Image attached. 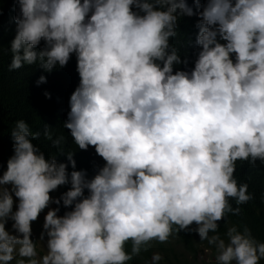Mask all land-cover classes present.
I'll use <instances>...</instances> for the list:
<instances>
[{
    "label": "clouds",
    "instance_id": "1",
    "mask_svg": "<svg viewBox=\"0 0 264 264\" xmlns=\"http://www.w3.org/2000/svg\"><path fill=\"white\" fill-rule=\"evenodd\" d=\"M14 3L9 70L51 72L76 60L79 84L63 127L104 164L89 178L75 170L74 152L61 151L67 163H58L33 143L41 133L16 121L0 172V264H128L180 230L214 245L216 264H261L264 242L236 226L225 240L218 222L240 214L230 199L253 198L234 177L236 162L264 164V0H193L195 13L187 0ZM194 14V66L175 69L188 60L170 41L179 18ZM43 135L57 149L65 139H53L48 125ZM65 185L59 198L50 195ZM61 204L70 210L58 215ZM45 209L40 256L32 223ZM161 259L154 254L152 264Z\"/></svg>",
    "mask_w": 264,
    "mask_h": 264
},
{
    "label": "trees",
    "instance_id": "2",
    "mask_svg": "<svg viewBox=\"0 0 264 264\" xmlns=\"http://www.w3.org/2000/svg\"><path fill=\"white\" fill-rule=\"evenodd\" d=\"M204 2L205 0H200L201 5ZM187 3L195 13L197 9L193 0H187ZM133 10L136 11V9ZM17 13L18 6L14 0H0V169L5 166L13 154V141L10 132L15 127L16 121L24 120L31 131L41 133L33 143L46 156H56L58 163H67L66 156L59 155L60 152H74L75 170H87L90 178L98 168L103 166L104 161L96 155L92 147H89L87 151L79 150L68 130L63 127L70 110V95L79 84L76 60H70L66 67H57L51 72H44L38 65H25L20 69L10 71L9 64L12 53L9 48L10 41L15 34L13 17ZM197 22L198 17L195 14L191 17L181 16L178 20L177 36L172 38L170 43L178 49L182 59L187 58L188 63L187 65H177L175 69L190 71L194 66L199 51L195 44L198 31ZM39 47H43V42ZM39 47L35 50L39 51ZM42 75L46 78V82L37 84ZM46 93L48 96L45 95ZM45 125L49 126L53 139L58 136L65 138L59 149L53 147L52 141L43 135ZM72 170L69 166V173ZM234 177L238 184L248 185V193L253 198L242 205H237L235 200L230 199L232 207H239L241 211L239 215L228 213L224 220L218 222L219 235L227 240L225 234L228 228L236 226L238 230L243 231L247 227L254 238L264 242V164L257 161L256 166L253 167L246 161H237ZM69 187L70 185L62 186L55 198H59ZM53 205L57 207V205ZM59 207L61 215L70 210L65 209L62 204ZM196 227L195 224L191 225L192 229ZM175 244L181 245L180 249ZM203 246H207L216 257L217 250L214 245H209L207 241H200L199 235L194 230H180L177 234L174 233L166 243L152 241L146 246V250L142 249L138 256H134L132 260L128 261V264H143L145 261L152 260V256L156 253L162 257L158 264L161 262H165V264H201L196 261L194 256ZM125 250L131 253V242L125 245ZM207 263L216 264V261ZM261 264H264V260L261 261Z\"/></svg>",
    "mask_w": 264,
    "mask_h": 264
},
{
    "label": "rangeland",
    "instance_id": "3",
    "mask_svg": "<svg viewBox=\"0 0 264 264\" xmlns=\"http://www.w3.org/2000/svg\"><path fill=\"white\" fill-rule=\"evenodd\" d=\"M3 170H6V164L2 169H0V172H2ZM60 188H58L55 192L50 193V195L53 198H55ZM14 200H15V198H14ZM49 207L55 208L53 204L50 205ZM13 210H15V203H14V209ZM47 211H48V209H45L44 212H42L40 214L38 220L32 223L31 239L36 243L37 252L39 253L40 256L46 254V247H45L46 238H45V241H40L39 237H40V234L42 231V224L44 221V215L46 214ZM58 215H61V214L58 213ZM11 225H12V222L9 221L8 224H6V229L9 232H12L13 234H15ZM175 246L178 247V249H180V247H181V245H177V244H175ZM199 247H200V245H199ZM158 250H156V251H158ZM194 257H195L196 261L198 263H201V264L202 263L209 264L207 262H214L215 261V256L213 255V253L209 250V248L207 246H203L200 251L196 252V255ZM37 258H39V257H37ZM17 259H19V258H17ZM13 264H15V261H13ZM143 264H152V260L145 261V262H143ZM160 264H165V262H161Z\"/></svg>",
    "mask_w": 264,
    "mask_h": 264
}]
</instances>
